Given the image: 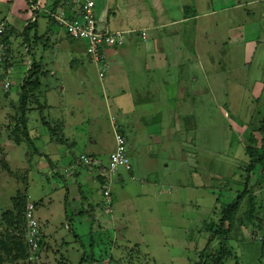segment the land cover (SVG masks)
I'll use <instances>...</instances> for the list:
<instances>
[{
	"label": "rangeland",
	"instance_id": "374dc122",
	"mask_svg": "<svg viewBox=\"0 0 264 264\" xmlns=\"http://www.w3.org/2000/svg\"><path fill=\"white\" fill-rule=\"evenodd\" d=\"M241 1H191L190 6L194 7L191 10L197 15L212 13L196 20L202 24L199 30L189 24L180 35L188 40L186 43L183 40L184 56L177 61L180 66L174 69L176 73L186 74L189 68L200 80L199 85L187 94L192 95L191 101L185 103L189 116L176 122L180 117L176 113L181 100L175 99L167 106V100L166 103L160 99L152 110L165 113L160 119L148 122L158 143L161 140V146L151 149L157 152L156 157L143 153L147 154L149 150L141 151L140 163L145 168L142 172H137L129 161L134 169L132 181L123 170L113 173L107 185L108 200L102 196V183L91 185L89 197L82 190L79 194L75 190L72 196H87L93 206H83V214L74 217L62 215L63 209L61 211L56 203L59 183L47 179L52 170L58 168L64 148L51 145L42 129L37 133L34 131L39 121V105L47 107L42 113L47 120L61 122L65 115L66 128H71L70 134L65 131L68 138L73 137L78 142L94 139L93 155L107 167L105 156L114 146L113 130L123 126L124 115L129 122L135 119L131 106L134 99L129 97L126 103V100L114 98L115 93L108 89L107 79L97 78L95 67L87 63L80 44L75 54L67 43L51 51L43 50L41 45L47 39L38 33V37L43 38L32 48L33 61L41 71L47 72V78L40 80L36 94L39 104L28 107L33 111L28 116L26 130L34 151L27 146L22 134L17 111L19 87L12 76L13 71L7 75L10 81L7 92L1 89L0 81V213L10 208V199L18 191H24L29 201L36 203L34 212L41 234L55 236L49 238L51 241L48 237L43 240L45 244L49 243L50 253L42 248L36 259L27 260L25 264H56L60 258L69 264H191L195 260L196 254L212 238L211 231L219 220L216 208V214L210 219L212 222L201 227L208 219L215 198L219 197V203H222L226 198L222 196L232 187L231 178L241 175L242 180L246 161L244 148L249 146L247 137L251 134L255 146L264 148V137L259 132L260 122L264 119V23L258 15L254 20L239 19L238 10L230 8ZM7 8L8 4L0 0V15ZM96 26L103 30L105 19L100 18ZM48 29L58 31L54 26ZM16 43L18 47L11 57L17 63L15 70L21 77L24 67L19 58L22 50ZM188 51L199 54L203 60L199 61L197 56L190 58ZM201 63L204 70L212 65L206 80L202 72H198L202 69ZM72 70L74 72L70 74ZM162 87L157 83L156 97L176 94L175 90L167 93ZM171 136L173 155L167 160L170 153L166 146ZM193 146L196 147L194 155L189 154ZM81 152L80 147L72 149L76 157ZM150 164L152 172L147 171ZM118 175L122 182L120 188L113 184ZM261 181L264 182V177ZM47 185L56 194L48 195ZM61 189L64 187L59 191ZM169 190L171 192L167 194ZM63 194L61 191L60 195ZM45 198L52 201L46 209L41 203ZM46 214L51 220L42 226ZM54 241L66 243L58 255L53 254L56 247L51 242ZM217 243L213 240L207 253ZM239 253L244 258L243 264H250L245 258L246 249L240 248Z\"/></svg>",
	"mask_w": 264,
	"mask_h": 264
},
{
	"label": "crops",
	"instance_id": "0c3cea01",
	"mask_svg": "<svg viewBox=\"0 0 264 264\" xmlns=\"http://www.w3.org/2000/svg\"><path fill=\"white\" fill-rule=\"evenodd\" d=\"M32 1L34 4L31 3ZM90 1L93 3L92 12L95 23H97L100 18L105 19V28L103 31L109 33H120L123 38L122 47L115 50L108 49L106 54V71L103 78L99 80L107 79V83H109L108 89H113V92L115 93L114 98L116 97L121 98L124 101L126 100V103H128L127 98L130 97L131 99H134V102L130 103L134 108L135 119L133 122H129L127 116L124 115V123L122 124L123 126L121 125L122 127L118 128L117 132L121 134L124 139L125 156L127 157L128 162H132L137 172H142L145 168L141 167L140 163L139 155L141 151L149 150L147 154L144 151L143 153L148 157H156L157 152H153L151 149L158 148L159 145L161 146V140L159 139L158 143L155 135L152 133L151 129H149L151 123L148 122L156 118L160 119V116L165 112H162L161 110H152L154 109V105L158 104L160 99L161 102H166L167 100V106L175 99L181 100L182 103L179 107L180 110L178 109V113H176L177 115L179 114L178 116L180 117L176 119V122L177 120L179 121V119L183 120L186 119L185 117L189 116L188 106L185 103L191 101L192 95L187 94L191 93L194 90V87L199 85L200 80L195 73L189 71V68H187L186 74H181L180 72L176 73V70L174 69H177L180 66L177 61L183 59L184 56L182 53V48H184L182 45L183 40L185 39V43L186 40H188L187 37L184 38L180 35H183L184 30L189 27V24L193 25L195 29L199 30L202 24H198L196 20L209 17L211 16L210 14L212 12H204L200 15H197L193 10H191V8H194L193 6H190L192 0ZM2 3H7L8 8L4 14L0 15V21L12 29L11 35L9 34V37L11 39L13 50H15V47H18L16 45L17 39L15 37L19 34L24 25L29 22H35L37 34H44L48 42L51 41L50 43L52 44V47L48 49L49 51L57 48L59 45H64L67 43V45L71 47L72 53L75 54V51L78 48L77 45L80 44L82 46L84 55V44L82 42H74L67 39L63 31L59 28H57L58 31H55L54 29L51 31L48 29L49 27H56L52 21L49 23L47 22L48 20L42 16V13L47 14L51 0H2ZM26 6L28 8L27 10ZM230 9L238 10V18L241 20L253 19L255 15H258L264 23V0H242L239 4L232 6ZM141 33L144 34L143 39L140 38ZM69 48L67 50L68 54L71 53ZM173 56L175 59H173ZM187 56L190 58L197 56L196 58L200 59L199 61L203 60L202 56L191 51H188ZM29 60L31 61L30 58ZM19 61L22 63V65L24 64V62L21 61V58ZM15 64L5 71V73L8 71H13L12 76H14L16 81L19 82L18 79L20 77L15 70L17 63ZM211 66L212 65L206 66L207 69L204 70V64L202 65L201 63L202 69L198 72H202L201 75L203 77L205 76V80L207 76L209 77V68H211ZM72 72L74 71H69L70 74H72ZM161 75L165 76L166 78H157V76ZM175 77H178V79H175ZM157 83H160L161 86H163V91L167 90V93H169L170 91L175 90L176 94L173 96L172 94H169V96L163 95L161 98L159 95L156 97L154 94L158 90ZM59 89H61V87ZM172 116L171 120L174 122ZM61 122L63 124L64 136L65 131L70 134L71 128H66L65 115H63ZM65 137L68 138L67 136ZM71 140L74 142V149H79L80 147L83 150V152L78 154V156L81 155L87 157L93 162V165L89 166L90 168H84L82 165L76 164L74 161H76L78 156L76 157L72 151L71 156V154H69L66 149H63L64 154L62 153L63 155L59 160L60 164H58V168L52 170V174H54L55 178L51 180V183L58 181L59 190L61 187H64V189H61L62 192L64 191V194L60 195L61 191L58 190V197L56 198L57 206H60L61 211L63 209L62 215L64 217L67 215H69V217L78 216V213L83 212L81 211L84 209L83 206H87V208L93 206L91 205L88 198L90 195V189L92 187L91 185L102 183L101 174L106 168L103 166V164H100L96 156L93 155V152L96 149V141L94 139L85 142H78L77 139L72 137ZM169 140V145L166 147L170 155L166 158L167 160L172 159L173 155L172 136ZM174 148H176V146ZM195 148L196 147L193 146V150L190 151L189 154L194 155ZM112 150L113 148L111 151ZM85 151H88L89 153L86 154ZM108 154L105 156L106 159ZM150 162L153 163L152 161ZM151 168L152 167L150 164L147 171L152 172ZM133 170L134 169L130 165V171L126 172L127 178L130 181H132L134 178ZM113 180V184L120 188L122 183L121 176L118 175ZM240 181L241 175L238 178H231L230 185L232 187L228 188L231 191H227L228 189L226 190L222 196V198L224 196L226 198L222 203H226L230 200L233 190L239 187L238 182ZM228 183L229 182H226V184ZM249 185H251L252 188L254 206L253 212L251 217L248 219L249 221L239 225L238 227H235L233 230L236 232L237 236L240 234L245 239V242L252 241L257 236L261 237L260 241H262L264 244V212H262V207L264 206V182L261 181L260 183L256 184L254 179H251ZM46 188L48 190V195L56 194V191H51L50 185H47ZM80 190H82L83 194H86L88 197L85 196L81 198L82 196H72L74 191L76 194H79ZM170 192V190L167 191V194ZM66 193L68 195H66ZM51 202L52 201L50 199L45 198V200H42L41 203L43 208L46 209ZM50 217L51 216L49 214L43 216L44 224H42V226H45L49 223L51 220ZM44 234L42 233L43 240H46V237H48V239L55 237L50 236L49 234ZM49 241H51V239H49ZM43 244V249L48 250L47 252L50 253L48 249L49 243L47 245L43 241ZM51 244L56 247L55 251H53V254L55 253L54 255H58L60 252L59 249H62V246L66 243H56V241H54L53 243L51 242Z\"/></svg>",
	"mask_w": 264,
	"mask_h": 264
},
{
	"label": "trees",
	"instance_id": "16d2710c",
	"mask_svg": "<svg viewBox=\"0 0 264 264\" xmlns=\"http://www.w3.org/2000/svg\"><path fill=\"white\" fill-rule=\"evenodd\" d=\"M31 3L34 4L32 1ZM60 0H51L47 14L42 13L48 21L51 22V18L48 13L53 12L59 5ZM34 13V12H33ZM5 31L11 35L12 29L5 25ZM16 42L19 43V48L23 45L27 46V56L31 59L28 71L23 76V79L18 84L19 103L17 111L20 113L19 121L22 127V134L27 146L34 151L31 141L27 135V122L28 116L33 111L32 108H28L29 104L38 105V99L36 94L40 88V80L47 78V72L41 71L39 66L33 61L32 48L43 37H38L36 30V23L29 22L24 25L19 34L15 37ZM14 38V39H15ZM47 39V38H46ZM43 50H48L52 47V44L48 40L44 41L41 45ZM21 58V57H20ZM19 58V59H20ZM23 74V73H22ZM47 107L39 105L37 113L39 121L35 132L39 129L45 131L48 142L55 147H63L72 156V149L74 142L71 139H67L63 134V124L55 120H47L42 116V113ZM259 132L264 137V119L260 122ZM121 135V134H120ZM248 147L244 148V155L246 162L243 164L242 180L238 182V188L233 190L232 197L226 203H219V197L215 198L214 206L208 215L207 221L201 223V227H204L211 223L210 220L214 214H216V208L218 210V223L213 226L212 238L207 240L204 248L196 254L195 260L191 264H225L226 262H233L239 264V261L243 264L244 258L241 257L239 252L240 248H245L250 264H264V244L260 241L261 237H255L252 241L245 242V239L233 230L235 227L242 225L249 221L253 212V196L252 188L249 185L250 180L254 179L256 184L260 183L264 176V148L255 146L256 142L254 137L250 134L247 137ZM81 156V155H80ZM77 157L76 164L79 162ZM46 158V157H43ZM47 176H45L46 178ZM54 174L48 175V180H53ZM231 191V190H227ZM25 192H17L12 199H10V208L0 213V264H25L28 263L29 250L24 239L25 223H24V207L27 201ZM36 208V203H33ZM243 208V209H242ZM83 212L78 213V216ZM75 237V236H74ZM217 240L216 247L209 253H207L208 246L213 240ZM250 240V239H249ZM43 238L40 232L39 239V251L43 248ZM242 246V247H241ZM38 257V253L36 258ZM56 264H69L63 258L55 261Z\"/></svg>",
	"mask_w": 264,
	"mask_h": 264
},
{
	"label": "built area",
	"instance_id": "2783aa9c",
	"mask_svg": "<svg viewBox=\"0 0 264 264\" xmlns=\"http://www.w3.org/2000/svg\"><path fill=\"white\" fill-rule=\"evenodd\" d=\"M93 3L90 0H60L58 7L51 13H48L52 22L57 28L63 31L67 39L84 44V55L88 64L96 69L98 79H102L106 71V54L108 49H119L123 46V38L120 33H109L96 27L93 17ZM141 33L140 38L143 39ZM21 60L23 64V75L18 79V84L28 71L30 60L27 56V46L20 47ZM12 45L9 34L5 31V25L0 21V81L1 89L7 92L10 88V81L7 79V71L15 62L12 56ZM16 65V64H15ZM113 150L108 154L107 167L101 174L102 196L108 200L107 185L109 177L118 170L130 171V164L125 156L124 139L114 129L113 131ZM79 162L85 166H92L93 162L87 157L80 156ZM24 207L25 233L24 239L29 250L28 261L36 259L39 252L40 230L39 223L35 216L33 202L26 198Z\"/></svg>",
	"mask_w": 264,
	"mask_h": 264
}]
</instances>
